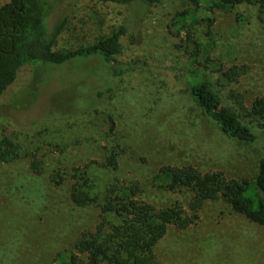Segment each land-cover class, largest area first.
<instances>
[{
	"label": "rangeland",
	"instance_id": "obj_1",
	"mask_svg": "<svg viewBox=\"0 0 264 264\" xmlns=\"http://www.w3.org/2000/svg\"><path fill=\"white\" fill-rule=\"evenodd\" d=\"M49 1L55 8L49 28L69 17L62 47L92 44L132 19V7L100 0ZM122 46L109 67L98 58L25 65L0 95V145L36 154L43 169L35 174L31 157L0 159V264H55L59 253L75 251L82 234L98 226V203L117 182H138L140 199L158 208L180 202L188 209L190 193L157 185L162 166L256 175L264 148V132L249 115L264 96V24L257 7L196 8L170 0L130 26ZM187 72L209 79L258 142L241 144L204 116L189 93ZM108 150L117 154V170L107 166ZM55 171L66 177L60 186L51 181ZM78 171L88 172L98 203L73 202ZM108 221L121 223L115 215ZM154 254L158 264H264V226L222 200L207 202L188 228L170 225Z\"/></svg>",
	"mask_w": 264,
	"mask_h": 264
},
{
	"label": "trees",
	"instance_id": "obj_2",
	"mask_svg": "<svg viewBox=\"0 0 264 264\" xmlns=\"http://www.w3.org/2000/svg\"><path fill=\"white\" fill-rule=\"evenodd\" d=\"M120 6L132 7V19L107 36L88 45L59 46L60 38L70 25L69 17L59 19L53 28L46 25L54 5L49 0H11L0 6V95L17 78L18 71L34 62L58 67L74 61L85 62L100 59L104 66L113 65L123 52L122 38L145 14L170 0H100ZM191 6L200 8L212 4L218 8L232 9L240 5L258 8L264 24V0H188ZM192 17L194 13L190 14ZM130 25V26H129ZM188 90L198 109L212 120L222 133L241 144L251 145L259 137L253 128L230 105L223 102L213 83L201 74L187 72ZM101 95V93H99ZM77 113L79 109H75ZM85 114L86 110H79ZM88 112V111H87ZM249 115L264 132V96L256 98ZM71 115L69 117H73ZM19 147L0 145V159L10 161L22 156L31 157L35 174L42 173L41 161L36 154L23 153ZM24 154V155H23ZM107 166L117 170V154L107 152ZM79 172V173H78ZM72 191V200L83 207L98 203L94 185L87 171H78ZM51 181L60 186L66 177L59 171L51 175ZM157 185L168 192L191 194L190 205L185 209L180 202L158 208L140 199V185L130 181L109 188V196L100 207V222L94 231L85 232L76 242L72 252H61L55 264H158L154 249L165 237L170 225L188 228L207 202L224 201L232 212L244 216L250 222L264 226V148L257 162L253 178H229L223 171L202 172L192 165L162 166L155 176ZM90 182V184H89ZM115 215L120 224L108 221Z\"/></svg>",
	"mask_w": 264,
	"mask_h": 264
}]
</instances>
